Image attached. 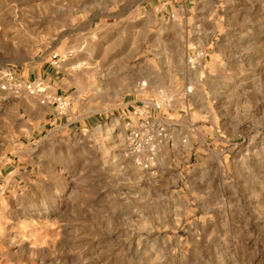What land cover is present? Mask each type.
Returning a JSON list of instances; mask_svg holds the SVG:
<instances>
[{
	"label": "rangeland",
	"instance_id": "374dc122",
	"mask_svg": "<svg viewBox=\"0 0 264 264\" xmlns=\"http://www.w3.org/2000/svg\"><path fill=\"white\" fill-rule=\"evenodd\" d=\"M188 1L0 0V264H264V0Z\"/></svg>",
	"mask_w": 264,
	"mask_h": 264
},
{
	"label": "built area",
	"instance_id": "2783aa9c",
	"mask_svg": "<svg viewBox=\"0 0 264 264\" xmlns=\"http://www.w3.org/2000/svg\"><path fill=\"white\" fill-rule=\"evenodd\" d=\"M58 61L57 55L53 54L51 56V63L57 66ZM143 85L144 83L142 82L140 86ZM46 89L47 85L41 78H35L33 80L21 82L12 68L8 66L0 68V91H5L12 94L26 93L31 96L42 95L44 99H47L48 95L46 94ZM53 101H57L61 107H64L65 105V100L59 95H54Z\"/></svg>",
	"mask_w": 264,
	"mask_h": 264
},
{
	"label": "crops",
	"instance_id": "0c3cea01",
	"mask_svg": "<svg viewBox=\"0 0 264 264\" xmlns=\"http://www.w3.org/2000/svg\"><path fill=\"white\" fill-rule=\"evenodd\" d=\"M148 2L153 3L152 5L153 14H155V16H162V18H164V15H166L167 10H170L169 12L180 11V14H184L185 10H187L189 6L188 0H148ZM12 69L22 81L29 80L30 78H32V75H34L33 77L38 76L39 78L42 79L51 80L52 77H54V75H57L58 73L57 69L54 70L52 66H47V65H45L44 68L37 69L35 72H32V74L29 75L26 69H22V68H12ZM0 94L2 95L0 96L1 99H4V97L7 96H13L8 93H5L4 91H0ZM52 118H53L52 120L56 122V120L61 117H57L53 115Z\"/></svg>",
	"mask_w": 264,
	"mask_h": 264
}]
</instances>
